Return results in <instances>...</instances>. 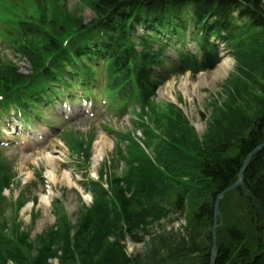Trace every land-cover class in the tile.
I'll list each match as a JSON object with an SVG mask.
<instances>
[{"label": "rangeland", "instance_id": "rangeland-1", "mask_svg": "<svg viewBox=\"0 0 264 264\" xmlns=\"http://www.w3.org/2000/svg\"><path fill=\"white\" fill-rule=\"evenodd\" d=\"M3 1L16 14L39 21L45 31L74 30L95 17V0ZM236 21L239 30L229 31L236 40L220 45L217 54L219 65L224 59L232 63L229 70L217 65L199 74L173 75L125 116L107 113L98 100L94 115L81 105L73 117L70 113L72 120H56L51 115L61 109L57 105L46 117L64 130L48 139L43 150H6L2 160L13 168L0 166V264H142L160 245L181 242L196 197L189 195L182 215L171 206L173 196L183 194L184 184L203 190L195 187L202 179L201 163L236 157L233 148L242 141L264 139L258 123L264 113V30ZM43 41L38 36L33 44ZM15 62L24 72L30 69L0 44V70ZM247 93L250 103L242 97ZM102 136L107 145L96 164ZM48 156L59 165L44 164ZM53 169L62 179L52 186ZM42 197L50 198L47 213ZM220 201L217 248L230 239V225L253 228L255 208L242 186Z\"/></svg>", "mask_w": 264, "mask_h": 264}, {"label": "trees", "instance_id": "trees-1", "mask_svg": "<svg viewBox=\"0 0 264 264\" xmlns=\"http://www.w3.org/2000/svg\"><path fill=\"white\" fill-rule=\"evenodd\" d=\"M95 1L98 21L87 27L82 26L83 24L79 27L77 25L76 28L79 29H74L77 30L76 35H71L76 31L68 34L75 38L79 36L80 44H76L77 41L73 42L74 39L71 41L64 37L59 39V34L70 29L59 27L57 30L45 31L43 25L37 24L30 17L27 18L31 22H21V27L26 32H23L24 37L45 36L48 41L39 49H33L29 45L19 46L22 56L34 66L36 75L46 77L47 81L57 78L53 66L59 64H55L58 59L55 56L58 52H62L63 55L60 58H64L63 60H69V56L76 57L88 51L90 52L87 55L102 53L108 57L106 60L111 65L113 82L116 85L120 84L122 91L130 95L137 85L146 98L149 92L157 88L155 77L158 73L154 68L163 61L156 54L147 53L142 57L138 56L134 46L136 31L139 27L159 35L164 34L170 41L177 43L178 40L185 41L189 28L194 26L192 27L196 35L194 40L203 47H207L206 42L210 34L219 37L222 32L230 29V26L238 28L236 20L242 21L243 26H246L248 22L253 29L264 30L263 0ZM165 4L167 6L164 7ZM187 6L192 9V13L187 24H183L178 20L179 11ZM234 12H239L238 18H234ZM138 40L140 47L153 41L148 36ZM46 53L52 56L50 58L47 55L44 56ZM182 57L184 61L186 57L184 55ZM207 57L209 61L215 62L213 56ZM19 70L16 65L2 66L0 70V85L4 88L6 97H12L23 84L29 81L28 77L19 74ZM258 123L261 128H264V113ZM263 141L262 136L256 137L249 143L242 141L238 147L233 148L237 152L236 157H227L221 161L213 160L214 162L205 166H202L203 163L200 164L198 168L202 179L197 180L195 187L204 186L203 190L207 191L200 193L203 191L201 188L197 191L194 186L188 187L184 184L183 194L179 193L171 199V206L183 215L186 212L189 195L196 197V204L189 220L187 215L188 226L185 237L175 246L166 243L162 247L160 245L158 252L142 264H210L213 259L211 229L214 225L216 197L238 181L239 171L249 151L260 146ZM228 150H223V153L227 154ZM243 177H245L246 188L252 193L255 206L251 213L253 228L249 230L250 226H248L247 229H241L235 224L230 225L226 230L230 239L223 245L220 242L215 264H264V149L253 157ZM207 180L210 182L208 183ZM173 231L176 229L171 232Z\"/></svg>", "mask_w": 264, "mask_h": 264}, {"label": "bare ground", "instance_id": "bare-ground-1", "mask_svg": "<svg viewBox=\"0 0 264 264\" xmlns=\"http://www.w3.org/2000/svg\"><path fill=\"white\" fill-rule=\"evenodd\" d=\"M231 65H232V63L229 62L228 59H224L222 61L221 65H219V68L227 71L232 67ZM182 85H185V87H186L188 85V83L183 82ZM242 97H244V99L246 100V103H250L252 101V99L248 93L244 94ZM104 145H107V139H104V136H102V137H100V141L97 142V145L95 148L97 151L96 152L97 157L94 159L96 164H97V162H99L98 159L103 156ZM26 159H32V158H26ZM43 163L47 164V165H51V166L59 165L58 159L56 157H50V156H48V158H44ZM50 174L55 175L54 177H51V185L52 186L60 183L62 177L60 176L59 171H55V169H53ZM65 179H68L67 175L63 176V181ZM66 184L68 185V183H66ZM49 204H50V198L49 197H42V199L40 200V205H42L43 209H45V213H47V210H48L47 208H48Z\"/></svg>", "mask_w": 264, "mask_h": 264}, {"label": "water", "instance_id": "water-1", "mask_svg": "<svg viewBox=\"0 0 264 264\" xmlns=\"http://www.w3.org/2000/svg\"><path fill=\"white\" fill-rule=\"evenodd\" d=\"M264 148V142L263 144H261L259 147H257L256 149H254L252 152L249 153V156L247 157V159L243 162L242 164V167L239 171V176L238 178L240 177L239 179V182H237L236 184L234 185H231L229 186V188H227L226 190H224L222 193L218 194V196L216 197V204H215V207H214V212H215V215H214V220H213V228H212V235H213V259L211 261L210 264H215L216 262V259H217V253H218V250H217V246H216V228H217V218L220 214L219 212V208H220V200L223 199V197L226 195V194H229V192L231 191H234L236 190L237 188H239L240 186H242V189L245 191V193H247V195L252 199L253 196L249 195L246 188H244V177H243V173L244 171L246 170V168H248L249 164H250V161L251 159L257 154L259 153L262 149Z\"/></svg>", "mask_w": 264, "mask_h": 264}]
</instances>
